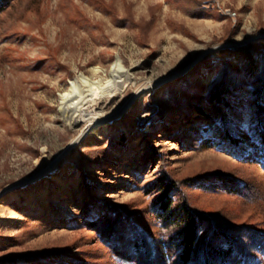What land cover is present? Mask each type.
I'll return each instance as SVG.
<instances>
[{"label": "rangeland", "instance_id": "1", "mask_svg": "<svg viewBox=\"0 0 264 264\" xmlns=\"http://www.w3.org/2000/svg\"><path fill=\"white\" fill-rule=\"evenodd\" d=\"M240 47L258 77L245 75ZM117 58L132 80L98 101L99 88H121L110 76ZM263 74L264 0H15L0 12V264L43 255L34 264H142L144 253L132 251L142 236L154 263L168 264L175 251L148 196L166 172L218 221L263 234ZM73 79L79 86L64 111ZM226 85L235 91L211 100ZM96 115L103 120L83 133ZM70 117L87 120L73 127ZM201 174L260 197L251 205L188 184ZM247 240L264 264V242Z\"/></svg>", "mask_w": 264, "mask_h": 264}, {"label": "trees", "instance_id": "2", "mask_svg": "<svg viewBox=\"0 0 264 264\" xmlns=\"http://www.w3.org/2000/svg\"><path fill=\"white\" fill-rule=\"evenodd\" d=\"M14 1L0 0V12L11 7ZM235 53L241 59L240 65L246 72V76L260 75L256 66L257 62L248 47L237 48ZM260 77L264 86V74ZM228 86L213 92L211 100L222 102L226 94L235 91V86ZM167 115L173 114L160 113L161 117ZM183 184H186L184 180L166 172L153 182L148 192V196L151 197L152 216L160 224V228L167 232L164 236L166 245L175 251L168 264H256V259L247 250L248 246L244 237H248L247 241L252 243V246L262 247L264 233L257 234L251 226L234 227L225 221H218L216 215L218 213L205 211L195 205L184 191ZM188 184L208 192L217 193L224 190L230 195L249 201L251 205L255 204L260 197V194L254 192L251 186H239L232 179L216 174H201L189 178ZM110 223L108 220L104 229L101 228L106 235L110 233ZM146 245L145 238L142 236V241L134 242L133 253H144L140 259L142 264H159L160 262L154 263V259L152 260L148 255ZM42 257L46 256L22 257L15 262L34 264Z\"/></svg>", "mask_w": 264, "mask_h": 264}, {"label": "bare ground", "instance_id": "3", "mask_svg": "<svg viewBox=\"0 0 264 264\" xmlns=\"http://www.w3.org/2000/svg\"><path fill=\"white\" fill-rule=\"evenodd\" d=\"M229 13L234 14V16H236V13L235 12L233 13L230 9L226 10V14L228 16H231ZM93 72H94L95 75H99V74L103 73V70H101L99 68H94ZM110 76H111V80L113 79L115 81L114 83L117 82V83H119L121 85V88H118V85L117 84H115V87L114 88H109L108 87L109 85H107V86H105L103 88H99V89H102V92L99 93V97H96V98H98L97 99L98 101L99 100H103V101H105V103H107V101L114 100L116 97L120 96V94L123 93V89L125 87L123 85V83L126 80H132V77H131V74H130L129 70L126 68V66L124 65V63L122 62V60L120 58H117L116 61L112 64L111 69H110ZM80 77H81L80 80L82 82L86 83V84L87 83H90L92 86H95L96 85L98 87H101V86H99L101 84L100 82L92 81L89 77H87L84 74H81ZM110 82L111 81L109 80L106 83L107 84H110ZM78 84H79L78 79L70 80V82H69L70 89L61 95L62 106H63V110L64 111L67 109L68 106H70V103L73 101V99H74V96L73 95L75 93L74 90L76 88H78V86H79ZM104 85H106V84H104ZM141 92H143V91H141ZM141 92L139 91L138 93H136L134 95V98L131 101L128 102V104L126 105V108L125 109H127L130 106V103L133 100H135L140 95ZM66 105H67V107H66ZM70 107H68V108H70ZM122 111H123L122 109L119 110L117 108H114V112H115L114 115L120 114V113H122ZM100 117H101L100 115H98V116L96 115V117H90L91 119H88L89 122H90V124L87 127L86 131L83 132V133H86L92 127H94L95 125L99 124L103 120ZM69 119H70L69 120L70 121V124L73 127H76V126H78L79 123L87 120V119H84V118H81V117H70ZM81 139H82L81 136L80 137H76L75 139H73L70 142V144L66 148H64L63 152L60 154V158H58V161L62 157H64L65 155H67L68 152L81 141Z\"/></svg>", "mask_w": 264, "mask_h": 264}, {"label": "built area", "instance_id": "4", "mask_svg": "<svg viewBox=\"0 0 264 264\" xmlns=\"http://www.w3.org/2000/svg\"><path fill=\"white\" fill-rule=\"evenodd\" d=\"M231 16H234V14L229 13Z\"/></svg>", "mask_w": 264, "mask_h": 264}]
</instances>
